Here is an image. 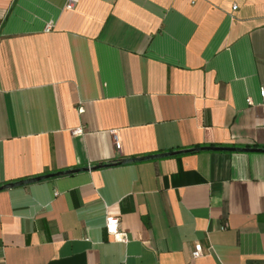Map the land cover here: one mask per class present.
I'll use <instances>...</instances> for the list:
<instances>
[{
  "label": "crops",
  "instance_id": "1",
  "mask_svg": "<svg viewBox=\"0 0 264 264\" xmlns=\"http://www.w3.org/2000/svg\"><path fill=\"white\" fill-rule=\"evenodd\" d=\"M66 3L0 0V264H264V153L129 162L264 150V0Z\"/></svg>",
  "mask_w": 264,
  "mask_h": 264
},
{
  "label": "built area",
  "instance_id": "2",
  "mask_svg": "<svg viewBox=\"0 0 264 264\" xmlns=\"http://www.w3.org/2000/svg\"><path fill=\"white\" fill-rule=\"evenodd\" d=\"M74 1L75 0H67L65 8L66 9H70L71 6H72V3ZM231 10H234V7ZM49 30H50V25H46L45 28H44V32H48ZM258 95H259V99H260L261 104L264 105V86L259 88ZM73 134L79 135L80 134V130L73 131ZM111 135H112V139H113V142H114V147L117 148L118 144L115 141V135H114L113 132L111 133ZM103 227H104L105 233L107 235H109L114 241L119 242V243H126V241H127L126 235L124 233H120L118 231V219L117 218H115V217H105L104 218ZM200 255H201L200 245L199 244L193 245L191 258L192 259H197V258L200 257Z\"/></svg>",
  "mask_w": 264,
  "mask_h": 264
},
{
  "label": "water",
  "instance_id": "3",
  "mask_svg": "<svg viewBox=\"0 0 264 264\" xmlns=\"http://www.w3.org/2000/svg\"><path fill=\"white\" fill-rule=\"evenodd\" d=\"M196 151H242V152H256V153H264L263 149H234V148H213V147H206V148H196V149H190V150H185L181 152H171V153H166V154H161V155H156V156H149V157H141L137 159H131L129 162H135V161H144V160H150V159H155V158H160V157H167V156H173L181 153H189V152H196ZM85 171L86 169H81ZM73 171L65 172V173H56L52 175H46V176H41L37 177L28 181H23V183H28V182H36L42 179H46L48 177L52 176H58L62 174H67V173H72ZM22 182L16 183L15 185H20ZM15 185H4L0 187L1 189L8 188L10 186H15Z\"/></svg>",
  "mask_w": 264,
  "mask_h": 264
}]
</instances>
